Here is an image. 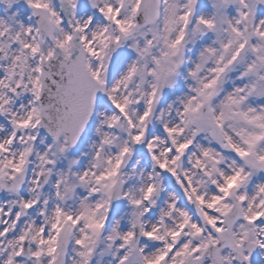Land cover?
<instances>
[{"label":"snow or ice","instance_id":"6c2138e0","mask_svg":"<svg viewBox=\"0 0 264 264\" xmlns=\"http://www.w3.org/2000/svg\"><path fill=\"white\" fill-rule=\"evenodd\" d=\"M0 264H264V0H0Z\"/></svg>","mask_w":264,"mask_h":264}]
</instances>
